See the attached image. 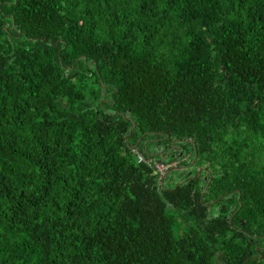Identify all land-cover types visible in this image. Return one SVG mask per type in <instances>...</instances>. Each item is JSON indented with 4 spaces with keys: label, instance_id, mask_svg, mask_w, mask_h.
<instances>
[{
    "label": "trees",
    "instance_id": "1",
    "mask_svg": "<svg viewBox=\"0 0 264 264\" xmlns=\"http://www.w3.org/2000/svg\"><path fill=\"white\" fill-rule=\"evenodd\" d=\"M0 264H264V0H0Z\"/></svg>",
    "mask_w": 264,
    "mask_h": 264
}]
</instances>
